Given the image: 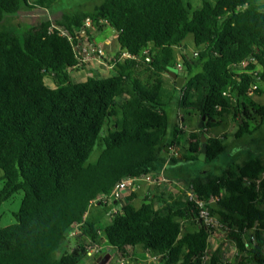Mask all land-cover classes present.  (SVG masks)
<instances>
[{
	"label": "trees",
	"instance_id": "trees-1",
	"mask_svg": "<svg viewBox=\"0 0 264 264\" xmlns=\"http://www.w3.org/2000/svg\"><path fill=\"white\" fill-rule=\"evenodd\" d=\"M55 3L0 0V208L21 193L15 223L0 226V264H89L99 251L118 254L117 264H140L145 254L155 264H224L208 251L210 234L188 197L175 205L149 187L138 206L133 193L117 202L108 197L124 178L154 177L181 163L167 151L181 132L176 126L167 138L159 95L167 67L184 72L180 89L168 77L181 94L177 109L204 117L183 161L197 160L202 134L204 160L217 159L224 145L210 131L228 119L237 139L261 128L264 105L253 96H264V0H202L196 11L183 0H102L91 11L39 21L21 38L4 24L6 16ZM108 27L116 55L134 59L114 61L108 77L75 82L69 70L78 63L80 32L93 42L91 32ZM187 36L193 58L182 46ZM96 147V160L87 163ZM186 184L234 246L233 264H264V156ZM93 206L109 207V224L87 220ZM183 222L197 230L182 233Z\"/></svg>",
	"mask_w": 264,
	"mask_h": 264
},
{
	"label": "rangeland",
	"instance_id": "rangeland-1",
	"mask_svg": "<svg viewBox=\"0 0 264 264\" xmlns=\"http://www.w3.org/2000/svg\"><path fill=\"white\" fill-rule=\"evenodd\" d=\"M30 2L36 0H29ZM47 1V0H45ZM202 0H183L184 4H188L191 11H196L200 8ZM210 4H214L216 0H205ZM102 0H56V3L45 9H24L21 12L15 15H9L4 24L6 27H14L11 28L18 35L19 38L29 29L30 26L38 23L42 20H54L59 18L62 14L74 12L76 10H84V11H91L96 5L100 4ZM112 28L103 29L100 32L94 33V41L97 44H103L105 39L108 38L111 34H113ZM84 37V35H83ZM92 37V32H91ZM87 39V38H86ZM85 42V38L82 40ZM115 48L117 47L116 41H114ZM182 46L184 48V52L190 56L194 57V51L196 48L193 45L191 36L185 37L182 42ZM104 53V50H103ZM105 60L101 59L98 61L89 57L88 60L82 65L76 68L75 70L70 71V75L75 82H83L88 78L90 75L100 76L104 72L112 73V70L107 68ZM177 62L180 64V57L177 56ZM100 68L102 71H100ZM106 68L109 70L107 71ZM106 70V71H105ZM102 74L100 77H104L105 75ZM163 85L161 86L159 95L162 99V104H164V110L166 112L168 118V126L167 132L174 129L176 126L180 127V115H182L187 122H192L191 126L193 128H197L199 124V119L195 121L196 114L191 109H177L178 101L181 97V94L178 90H174L171 85V79L168 77H163ZM45 83L50 88H54L56 86L53 78L51 76L45 77ZM253 99L258 102L260 105H264V96L255 97ZM179 115V116H177ZM250 133L248 135L243 136L242 138H235L234 131H236V125L232 121V119H228L223 123L222 126L217 127L214 129V133L216 134L217 138H221V141L224 145V152L215 160L213 161H205L197 160L189 161L185 163H176L171 164L165 169L163 168L165 176L173 181H178L177 178L182 179L181 181L187 182L191 178L199 176V175H219L222 173L229 165L233 164H240L244 160L248 159L249 157L256 156L259 153L264 156V124L258 130H252L250 127ZM188 129H185L183 132H180L178 137L180 151L186 153L184 148L186 149L187 143H185V139L187 137ZM170 151V149H167ZM100 149L97 147L93 150L92 154L90 155L87 163H93L98 154ZM166 182V180L164 181ZM147 183V182H145ZM187 184L185 183V187ZM141 190L139 189L137 194L141 195ZM145 190V189H143ZM189 193V189L186 190L185 188V197ZM21 199V193H18L12 197L11 200L4 203L0 208V226L6 227L10 226L15 223V220L12 218V213L16 212L19 208V203ZM86 218L88 221H91L97 224L100 227H104L110 222V215H109V207L103 208L100 206H93L90 207ZM197 230L196 226H193L189 223H182V233L185 232H194ZM73 242L67 246V250H74L75 247L71 245ZM209 252H219L221 259L223 260L224 264H233L234 263V256H235V249L234 246L228 243L224 239V233L221 229H217L215 234L209 239ZM114 256V257H113ZM89 259H83V262L87 263ZM117 260V261H116ZM154 260V259H153ZM153 260L145 254L144 258L140 261V264H155ZM121 263V260L118 258V254L112 253H101L99 251L96 255H94L90 259L89 264H117Z\"/></svg>",
	"mask_w": 264,
	"mask_h": 264
},
{
	"label": "crops",
	"instance_id": "crops-1",
	"mask_svg": "<svg viewBox=\"0 0 264 264\" xmlns=\"http://www.w3.org/2000/svg\"><path fill=\"white\" fill-rule=\"evenodd\" d=\"M105 29V28H103ZM114 32V31H113ZM94 30L92 31V37H94ZM114 41H116V33L114 32L113 34H111L108 38L105 39V42L101 45V44H98L100 45L103 50H104V55L107 57V58H111L113 57L116 52L118 51V45L117 47L115 48V45H114ZM93 42L95 43V41L93 40ZM97 44V43H95ZM107 71H109L107 68H106ZM105 70V71H106ZM100 71H102V69L100 68ZM102 74H104V72H100ZM102 74L100 76H102ZM112 73L110 72H106L104 75V77H108L110 75H112ZM91 76V75H90ZM185 81V80H184ZM179 116V115H177ZM198 120V117L196 115V118H195V121ZM180 128H181V132H183L185 129H188V133H187V137L185 139V143H187L186 145V149L184 148L185 152L187 153V148H188V136L190 133H195V129L196 128H193L191 126L192 122H187L185 121L184 117L182 115H180ZM171 132L172 130L170 131L169 134H167V138L169 139H172L171 138ZM215 131L214 129H212L210 131V136H216V134H213ZM235 133V131H234ZM171 152L169 154L170 155H175L176 158H178L179 161H181V163H185V161H183L182 159V156H186V154H184V152H181L180 151V147H179V144H175V145H172L171 147ZM199 154V153H198ZM170 164H166L164 169L166 167H168ZM174 165V164H173ZM163 170V168H162ZM159 171L158 173H156V181L154 183H145L144 181H139L137 182V186L135 188V190L132 192L133 194H135V199H134V204L136 206L140 205L142 199L144 198V195L146 194V191H147V188L149 187L150 190L154 189V191L156 192V195L159 196V197H162L164 200L168 201L169 203H172V204H175L177 205L178 203H184L185 201V183L187 182H183L181 181L182 179L180 178H177L178 181H174V184H173V181L170 180L169 178H167L165 176V173L164 171ZM163 180V181H162ZM166 180V182H164ZM139 189H142L141 190V195H138L137 192ZM145 189V190H143ZM154 196V195H153ZM160 203H156L155 204V207L156 208H160ZM133 252H136V253H139L141 252L140 249H134ZM157 264H159V262H157Z\"/></svg>",
	"mask_w": 264,
	"mask_h": 264
},
{
	"label": "built area",
	"instance_id": "built-area-1",
	"mask_svg": "<svg viewBox=\"0 0 264 264\" xmlns=\"http://www.w3.org/2000/svg\"><path fill=\"white\" fill-rule=\"evenodd\" d=\"M89 25V22L86 21V26ZM63 35H65V32H62ZM70 40V39H69ZM76 53H77V60H78V66H82L89 57H92L93 59L101 60L103 59V51L100 47L94 46L93 44H90L88 41L80 43L77 47H75ZM122 59H134L132 55L126 53V52H120L117 56L116 60L121 61ZM106 63L107 68L111 69L113 65V58H109ZM144 181L147 183H153L154 179L150 175H142L138 178H124L118 183L115 184V186L112 188L110 192V196L108 197L109 200L113 202H117L118 200L123 199L124 197L131 194L136 186L137 182ZM163 181V180H162ZM187 197L190 201H192L195 205V208L197 210V216L199 218V223L203 225V227L209 232L210 236L208 240L215 234L216 230L219 229V223L215 220L213 216L209 214V211L205 208V205L207 204L205 201H201L199 199H196L194 194L190 191L187 194ZM74 233H71L73 235ZM94 250H90L89 254L91 255Z\"/></svg>",
	"mask_w": 264,
	"mask_h": 264
},
{
	"label": "water",
	"instance_id": "water-1",
	"mask_svg": "<svg viewBox=\"0 0 264 264\" xmlns=\"http://www.w3.org/2000/svg\"><path fill=\"white\" fill-rule=\"evenodd\" d=\"M167 76L175 82L177 89H180L182 87L185 80L184 72L182 70H179L175 67H167ZM204 125V117L202 116L197 128L201 129ZM200 143L201 145L197 158L200 160H204L206 155V138L203 134L200 136Z\"/></svg>",
	"mask_w": 264,
	"mask_h": 264
},
{
	"label": "clouds",
	"instance_id": "clouds-1",
	"mask_svg": "<svg viewBox=\"0 0 264 264\" xmlns=\"http://www.w3.org/2000/svg\"><path fill=\"white\" fill-rule=\"evenodd\" d=\"M46 10V9H45ZM48 20V19H47ZM49 21H51V20H49ZM53 21V20H52ZM51 21V22H52ZM53 24V23H52ZM85 26H86V22H85ZM89 27V25L88 26H86V28H88ZM83 35H84V37H83ZM80 36L82 37L80 40H78L77 41V46L80 44V43H82L83 41V38H85V40L86 41H88L86 38V36H85V33H83V31L82 32H80ZM70 42H71V40H70ZM90 44H93L94 46H97V47H100L101 49H102V51H103V48L100 46V45H98V44H95L94 42H90V41H88ZM77 46H74L73 47V49H74V51L76 52V50H75V47H77ZM104 54V53H103ZM119 54V53H118ZM117 56L118 55H114L113 57H111V58H113V60H115L116 61V58H117ZM110 58V57H109ZM109 58H107L105 55H103V59L105 60V62L104 63H107L108 61V59ZM114 62V61H113ZM78 64V63H77ZM79 67V66H78ZM77 66L74 68V69H72V70H75L76 68H78ZM176 68H178L179 70H181V68H180V66L179 65H177V67ZM71 70V71H72ZM110 70V69H109ZM111 70H112V72L114 73V71H113V65H112V68H111ZM69 72H70V70H69ZM92 76V75H91ZM72 78V77H71Z\"/></svg>",
	"mask_w": 264,
	"mask_h": 264
},
{
	"label": "flooded vegetation",
	"instance_id": "flooded-vegetation-1",
	"mask_svg": "<svg viewBox=\"0 0 264 264\" xmlns=\"http://www.w3.org/2000/svg\"><path fill=\"white\" fill-rule=\"evenodd\" d=\"M170 151H171V149H170ZM169 153H170V152H169ZM152 178L154 179V182H155V181H156V180H155V179H156L155 176H154V177L152 176ZM154 182H153V183H154Z\"/></svg>",
	"mask_w": 264,
	"mask_h": 264
}]
</instances>
